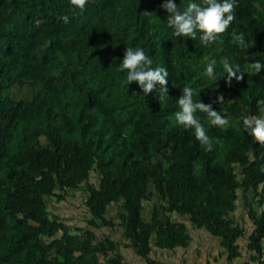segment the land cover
Segmentation results:
<instances>
[{
	"label": "trees",
	"instance_id": "1",
	"mask_svg": "<svg viewBox=\"0 0 264 264\" xmlns=\"http://www.w3.org/2000/svg\"><path fill=\"white\" fill-rule=\"evenodd\" d=\"M162 3L88 0L81 12L70 0H0V264H126L120 246L164 264L153 248L186 249L190 230L217 238L231 262L245 236L231 219L241 198L254 228L248 249L264 264V144L243 126L264 116V69L248 72L264 63V0H238L209 46L173 37ZM241 34L246 49L234 40ZM127 47L168 70L167 96L125 85ZM205 57L217 60L215 83ZM226 58L242 79L227 82ZM185 86L229 118L222 129L198 113L209 145L175 122ZM74 194L80 223L50 213Z\"/></svg>",
	"mask_w": 264,
	"mask_h": 264
},
{
	"label": "clouds",
	"instance_id": "2",
	"mask_svg": "<svg viewBox=\"0 0 264 264\" xmlns=\"http://www.w3.org/2000/svg\"><path fill=\"white\" fill-rule=\"evenodd\" d=\"M87 3L88 0H70L73 9L81 12ZM237 3L238 0H188L186 5L179 6L177 0H163L160 7L167 12L166 26L171 29L173 37L192 40L199 38L204 46H209L222 39L221 34L225 33L235 20ZM63 19L65 22L68 21L67 16ZM234 40L239 47L246 49L242 34L236 35ZM205 60L204 75L215 83L217 60L209 57H205ZM220 63L227 82H231L233 77L236 80L243 78L245 72L238 63H232L227 58ZM153 64V59L143 48L127 47L119 63V71L126 72L125 85L136 82L144 97L153 91L158 93L159 98L161 94L167 96L169 72L165 67H153ZM261 69H264V63L259 60L249 63L250 74H259ZM198 93L199 91L192 87L182 88V95L176 102L178 110L174 112V118L178 126L186 130L193 129L195 138L201 145H209L210 137L198 113L206 114L204 119L209 125L222 129L229 125V118L214 110L211 104H205L199 99L194 100ZM217 100L223 101V97L218 96ZM243 126L254 142L264 144V116H246L243 118Z\"/></svg>",
	"mask_w": 264,
	"mask_h": 264
},
{
	"label": "crops",
	"instance_id": "3",
	"mask_svg": "<svg viewBox=\"0 0 264 264\" xmlns=\"http://www.w3.org/2000/svg\"><path fill=\"white\" fill-rule=\"evenodd\" d=\"M254 208L259 210L258 207L254 206ZM231 219L245 231L244 238L238 242L241 255L238 259L230 262L227 252L220 246V241L204 230L189 231L190 241L186 249L167 253L153 248L152 258L164 264H257L252 260L254 255L248 249V237L254 228L248 219L245 201L242 198L238 201L236 211L231 215ZM120 239V232H116L112 236V241H119ZM118 251L126 264H145L122 246L119 247Z\"/></svg>",
	"mask_w": 264,
	"mask_h": 264
},
{
	"label": "rangeland",
	"instance_id": "4",
	"mask_svg": "<svg viewBox=\"0 0 264 264\" xmlns=\"http://www.w3.org/2000/svg\"><path fill=\"white\" fill-rule=\"evenodd\" d=\"M76 194L70 195L75 197ZM78 198L71 199L70 204H63V205H52L49 207V211L51 214L56 216H61L64 220H66L69 224H77L80 223L83 215H85V211H83L81 205H83V200L81 197L77 196ZM76 207V208H75ZM151 207L146 206V215L150 214Z\"/></svg>",
	"mask_w": 264,
	"mask_h": 264
}]
</instances>
